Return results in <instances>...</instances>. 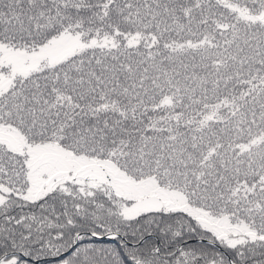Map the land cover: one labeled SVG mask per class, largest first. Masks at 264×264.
<instances>
[{
    "label": "snow or ice",
    "instance_id": "6c2138e0",
    "mask_svg": "<svg viewBox=\"0 0 264 264\" xmlns=\"http://www.w3.org/2000/svg\"><path fill=\"white\" fill-rule=\"evenodd\" d=\"M0 264H264V0H0Z\"/></svg>",
    "mask_w": 264,
    "mask_h": 264
}]
</instances>
